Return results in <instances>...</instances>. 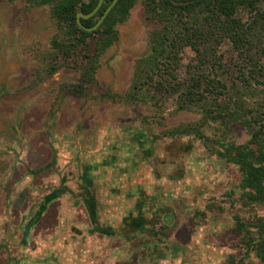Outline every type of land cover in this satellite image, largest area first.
Returning a JSON list of instances; mask_svg holds the SVG:
<instances>
[{
  "label": "rangeland",
  "instance_id": "374dc122",
  "mask_svg": "<svg viewBox=\"0 0 264 264\" xmlns=\"http://www.w3.org/2000/svg\"><path fill=\"white\" fill-rule=\"evenodd\" d=\"M147 2L134 1L127 18L115 23L110 44L103 46V36L94 34L85 45L62 52L53 39L69 43L71 35L50 4L0 0V162L27 153L33 166L55 168L65 146L78 153H134L124 163L133 169L141 162L149 222L134 231L129 219L120 221L129 239L125 246L115 238L105 244L101 236L95 249L85 242L90 254H110L98 256L95 264H264L251 246L264 219V199L243 195L242 173L217 142L264 144V137L252 139L253 129L264 123V86L240 94L231 88L217 103L185 108L177 94L157 95L146 85L137 93L136 65L160 26ZM220 50L232 70L235 51L228 43ZM193 58V50L185 48L183 63ZM228 111L236 116L214 119ZM52 173L49 168L40 177ZM13 229L16 237L23 230L18 224ZM119 247L128 252L122 259L112 256Z\"/></svg>",
  "mask_w": 264,
  "mask_h": 264
},
{
  "label": "trees",
  "instance_id": "16d2710c",
  "mask_svg": "<svg viewBox=\"0 0 264 264\" xmlns=\"http://www.w3.org/2000/svg\"><path fill=\"white\" fill-rule=\"evenodd\" d=\"M35 4H50L53 17L68 28V42L55 38L57 51L68 52L85 45L94 34H101L103 46L116 38L114 25L127 18L135 0H118L102 24L88 31L79 25V11L89 13L99 0H29ZM148 9L155 15L159 28L151 37L150 49L136 65L134 90L143 86L157 95L177 94L180 106L185 108L218 102L231 88L240 94L253 85L264 86V0H147ZM112 0H104L90 17L81 18L85 26H92ZM230 44L236 53L233 69L228 70L220 48ZM191 48L194 60L184 64L183 51ZM71 48V49H70ZM93 70L96 59L92 60ZM58 67L54 66L51 73ZM234 73V78L229 77ZM92 76V72H91ZM144 77V78H143ZM143 78V79H142ZM217 113V111H215ZM232 119L235 113L220 112ZM264 120V115L262 117ZM202 137L201 132H193ZM254 141L264 137V123L255 127ZM226 160L238 165L242 178L240 188L248 199H264V144L255 148L247 143L217 140ZM248 190L254 191L250 194ZM249 246V245H248ZM257 256L264 263V219L258 224V238L254 239Z\"/></svg>",
  "mask_w": 264,
  "mask_h": 264
},
{
  "label": "flooded vegetation",
  "instance_id": "af4514ba",
  "mask_svg": "<svg viewBox=\"0 0 264 264\" xmlns=\"http://www.w3.org/2000/svg\"><path fill=\"white\" fill-rule=\"evenodd\" d=\"M128 153L130 156H134V153ZM27 159L28 157L16 153L13 159L8 158L4 161L5 163L0 162V216L3 217L0 220V264H24L28 261L32 264H95L98 263L96 261L98 256H107L109 253L90 254L87 246L84 245L85 242L95 249L94 244L99 239L98 236H101L105 244L111 238H115L122 241V246L126 245L125 242L129 239L126 240L127 234L125 230H121L120 221L108 224L94 220L91 222L90 228H87L85 224L80 227L72 226L73 232L81 239H71L69 241L71 244L60 240L58 235L61 228L55 227L53 217L49 215L46 217L50 218V223L41 220L39 217L43 215V209L47 203L59 192L52 190L45 193L43 189H46V186L48 188L52 186L51 184L46 185L47 182L42 186L38 184L41 180L40 175L48 171L49 168L53 169V172L57 168H54L52 163L30 168ZM140 163L137 160L135 167L139 168L138 164ZM28 174H34L31 181L26 178ZM39 200L43 201L44 204L40 206V210H37L35 207L37 208V201ZM35 210L36 212H34ZM148 218V214L144 211L140 218H137L136 224L133 223V218L129 220H132L134 231H136L137 229L143 230V226L149 222ZM13 224L22 226L23 230L18 237L14 232ZM55 229L58 230L57 234L53 233ZM15 239L18 240L17 243L19 244L17 247L13 246ZM34 240L36 242L31 244ZM99 250L103 251L104 249L101 247ZM17 251L19 254L15 257L14 254H17ZM112 252V256L121 257V259L128 253L123 247Z\"/></svg>",
  "mask_w": 264,
  "mask_h": 264
},
{
  "label": "crops",
  "instance_id": "0c3cea01",
  "mask_svg": "<svg viewBox=\"0 0 264 264\" xmlns=\"http://www.w3.org/2000/svg\"><path fill=\"white\" fill-rule=\"evenodd\" d=\"M71 134L73 133L66 135L72 138ZM62 138L64 139L61 137L60 140ZM65 148L57 157V170L42 177L38 183L41 186L46 182V185L51 184V188L46 186L43 189L45 193L59 191L43 209V215L39 216L41 220L50 223V218L46 217L52 216L55 227L61 228L58 235L60 240L69 244L71 239H81L73 232L72 226L80 227L85 224L90 228L94 220L110 224L118 221L126 223L132 218L136 224L137 218H140L146 208L143 197L146 199L149 194L143 193L141 189V171H138V167L131 169L129 163H124L130 158V154L124 150L115 151L114 154L113 151L100 149L81 150L78 153L72 147ZM30 157L28 155L27 163L32 168L35 166H32ZM26 178L31 181L34 174H28ZM43 204V201H37L35 209L40 210ZM2 218L0 216V220ZM129 222L132 223V220ZM56 229L53 232L55 234L58 233ZM24 264L32 263L28 261Z\"/></svg>",
  "mask_w": 264,
  "mask_h": 264
},
{
  "label": "water",
  "instance_id": "95a60500",
  "mask_svg": "<svg viewBox=\"0 0 264 264\" xmlns=\"http://www.w3.org/2000/svg\"><path fill=\"white\" fill-rule=\"evenodd\" d=\"M118 0H112V2L108 5V7L104 10L103 14L97 19V21L92 25V26H85L82 21L81 18H87L92 16L103 4L104 0H99L97 5L95 6V8L93 10H91L89 13H84L83 11H79L76 15V19L77 22L79 23L80 26H82L83 28H85L88 31H92L97 29L103 22V20L105 19V17L107 16V14L110 12V10L113 8V6L117 3Z\"/></svg>",
  "mask_w": 264,
  "mask_h": 264
}]
</instances>
